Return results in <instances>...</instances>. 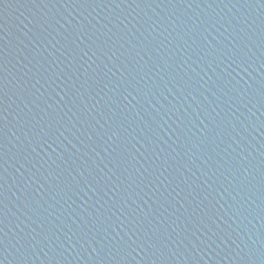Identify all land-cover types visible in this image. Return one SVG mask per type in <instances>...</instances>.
<instances>
[{
    "label": "water",
    "instance_id": "obj_1",
    "mask_svg": "<svg viewBox=\"0 0 264 264\" xmlns=\"http://www.w3.org/2000/svg\"><path fill=\"white\" fill-rule=\"evenodd\" d=\"M0 264H264V0H0Z\"/></svg>",
    "mask_w": 264,
    "mask_h": 264
}]
</instances>
